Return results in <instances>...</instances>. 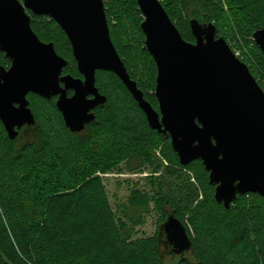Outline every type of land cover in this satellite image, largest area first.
I'll list each match as a JSON object with an SVG mask.
<instances>
[{"label": "trees", "instance_id": "16d2710c", "mask_svg": "<svg viewBox=\"0 0 264 264\" xmlns=\"http://www.w3.org/2000/svg\"><path fill=\"white\" fill-rule=\"evenodd\" d=\"M104 1L113 44L144 99L159 111L155 95L158 70L145 47L138 0ZM160 1L189 43L196 42L192 20L214 24L216 37L228 42L223 36L225 14L228 8L232 10L235 19H231V27L246 32L257 51L246 59L238 58L264 89V54L252 40L257 31L264 30V0H204L207 17L198 12L188 15L186 0ZM27 13L39 39L53 43L57 54L68 61L62 75L82 79L61 27L46 17ZM123 27L131 29L128 40ZM130 43L136 51H131ZM0 65L11 67L2 52ZM96 78L107 103L94 110L95 120L81 133L66 127L57 98L32 93L28 100L34 125L24 126L16 139H10L0 120V264H167V259L177 256L165 254L160 227L171 214L182 222L192 241L189 254L175 259L176 264H264L260 241V233L264 238V197L238 195L228 209L219 204L216 186L210 184L203 162L181 165L170 136L151 129L122 81L106 71H98ZM107 89L119 95L134 115L123 117L113 112ZM47 112L56 117L57 134L50 127L43 133L40 147L21 143L22 133L39 127ZM114 171L150 172L146 177L150 189H133L126 209L123 206L120 212L114 210L105 184V177ZM128 208L140 209L142 215L133 219ZM187 209L193 210L190 218H186ZM152 211L159 216L158 232L137 238L136 228L145 225V216Z\"/></svg>", "mask_w": 264, "mask_h": 264}, {"label": "water", "instance_id": "95a60500", "mask_svg": "<svg viewBox=\"0 0 264 264\" xmlns=\"http://www.w3.org/2000/svg\"><path fill=\"white\" fill-rule=\"evenodd\" d=\"M145 47L158 75L156 111L130 78L110 36L104 0H0V120L10 139L36 123L29 94L57 98L66 127L81 133L107 103L96 86L98 71L114 73L126 86L151 129L169 135L180 163L201 160L228 209L238 195L264 197V90L249 67L217 38L214 24L190 22L195 43L185 41L160 0H138ZM28 11L55 21L67 35L84 79L63 76L68 61L31 28ZM264 54V30L253 35ZM73 91V96L68 92ZM93 97V98H90ZM165 254L184 256L192 241L171 214L160 227Z\"/></svg>", "mask_w": 264, "mask_h": 264}, {"label": "rangeland", "instance_id": "374dc122", "mask_svg": "<svg viewBox=\"0 0 264 264\" xmlns=\"http://www.w3.org/2000/svg\"><path fill=\"white\" fill-rule=\"evenodd\" d=\"M228 7V6H227ZM185 11L188 15H192L195 12H198L204 17H207L208 11L207 6L204 0H186L184 3ZM225 14V23L223 36L227 38L228 44L232 51L235 53L237 57H240L242 59H246V57H250L252 54H256V48L254 44L251 42V37L248 36L246 32L239 31L238 28L234 29L232 28L234 23L231 19H235V15L233 14L232 10L229 8L226 10ZM232 17V18H230ZM117 22V21H116ZM230 23V26H229ZM232 26V27H231ZM231 27V29H230ZM128 28V29H127ZM123 27L122 31L124 33V37L126 40H128L130 37L128 30H131L129 27ZM233 31V34L230 36L229 31ZM126 33V34H125ZM253 40V38H252ZM254 41V40H253ZM131 42V39H130ZM132 43H130V49L132 52L136 51L137 47H135ZM240 46H242L240 48ZM252 53V54H251ZM253 65V64H252ZM254 66V65H253ZM258 68V67H257ZM256 68V71L258 72V69ZM259 76V75H258ZM260 77V76H259ZM109 94L111 95L112 99V107L113 112L116 114H119L120 116L126 117L134 115V111L130 109L126 104L124 103V100L114 92H112L111 89H107ZM264 90V89H263ZM111 111H107L106 114H109ZM133 117V116H132ZM137 119V118H136ZM43 122L39 127H35L30 129L29 131H25L20 136V142H31L37 147H40L44 142V132L46 129H49L50 127L54 129L55 134L56 133V117L51 115L49 112H47L46 117L43 118ZM150 174L149 171H144L142 173H130L127 171H114L112 174L105 177V184L107 187L108 195L110 202L114 208L115 211L120 212L122 210L123 206L124 209H126L125 205H128V201L130 198V195L133 191V189H140L142 191H148L150 189L149 185L147 184L146 177ZM175 192H178V190ZM204 198V194H201L200 200ZM194 209V208H193ZM128 215L131 216L133 219H138L140 215H142V212L140 209L137 208H128L127 209ZM186 218H190L191 215H193L192 209L185 210ZM121 215V213H119ZM159 216L156 214L155 211H152L149 215L145 216V225L139 226L136 228L138 231L137 238L141 237H152L154 236L159 229L160 223H159ZM263 232L260 233V241L262 244H264V238H263ZM189 253H186V255ZM182 258V256H177L175 259ZM189 258L192 257L189 255ZM175 259H167V264H176L177 261Z\"/></svg>", "mask_w": 264, "mask_h": 264}, {"label": "flooded vegetation", "instance_id": "af4514ba", "mask_svg": "<svg viewBox=\"0 0 264 264\" xmlns=\"http://www.w3.org/2000/svg\"><path fill=\"white\" fill-rule=\"evenodd\" d=\"M49 19V18H48ZM51 20V19H50ZM63 76H65V75H63ZM81 79V78H80ZM82 79H84V78H82ZM70 92V91H69ZM68 92V93H69ZM72 92V94L70 95V94H68L69 96H73V94H74V92L73 91H71ZM90 98H93V97H90ZM93 113H94V111H93ZM165 242V241H164Z\"/></svg>", "mask_w": 264, "mask_h": 264}]
</instances>
